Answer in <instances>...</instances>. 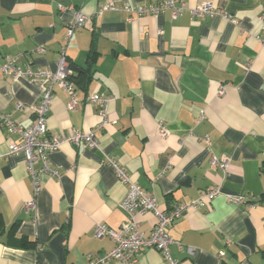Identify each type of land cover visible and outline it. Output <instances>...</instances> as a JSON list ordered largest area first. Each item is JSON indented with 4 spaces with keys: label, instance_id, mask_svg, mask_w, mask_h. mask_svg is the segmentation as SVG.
<instances>
[{
    "label": "crops",
    "instance_id": "crops-1",
    "mask_svg": "<svg viewBox=\"0 0 264 264\" xmlns=\"http://www.w3.org/2000/svg\"><path fill=\"white\" fill-rule=\"evenodd\" d=\"M161 1L0 0V64L6 56L17 57L20 68L54 71L65 48V57L77 69L73 78L79 84L71 82L79 108L67 110L68 94L53 86L47 135L89 131L98 122L99 108L85 98L101 94L113 99L107 105L108 123L96 133V148L63 145L48 155L59 179L41 176L32 211L24 208L32 198L24 156L7 154L8 145L20 139L0 127V218L5 230L0 264H87V256L110 251L113 241L93 238V229L104 224L119 232L126 221L119 206L126 187L108 159L153 196L161 210L220 188L222 194L207 207L189 209L168 228L171 239L183 247H170L174 260L264 264V46L256 39L263 0H183L188 9L209 2L216 14L197 17L184 11L174 21L168 12H99L110 2L121 8ZM78 12L89 20L66 40V28ZM84 75H90L86 84ZM45 87L42 80L0 76V113L29 127ZM159 125L168 132L164 138L157 133ZM222 157L228 160L226 171L212 164ZM224 194L252 196L256 206L229 204ZM15 223L14 237L27 238L33 248L10 244L7 231ZM137 223L147 236L155 219L145 214ZM136 261L164 264L152 249L142 250Z\"/></svg>",
    "mask_w": 264,
    "mask_h": 264
},
{
    "label": "built area",
    "instance_id": "built-area-1",
    "mask_svg": "<svg viewBox=\"0 0 264 264\" xmlns=\"http://www.w3.org/2000/svg\"><path fill=\"white\" fill-rule=\"evenodd\" d=\"M59 10H63L59 7ZM121 10L128 14L136 16H158L168 12L171 20L179 18L184 11H188L191 16L211 17L216 14V9L209 2L200 3L193 9H188L183 0H162L159 3L148 6H127L118 8L113 3H107L99 9V12ZM89 18L78 12L75 19L68 24L66 28L65 38L69 40L73 32L79 28H84ZM259 35L256 36L258 43L264 46V0L260 7L258 16ZM162 34V31H158ZM36 52L43 53L44 49L37 48ZM17 57L10 58L6 56L4 62L0 64V76L11 78H24L29 80H42L46 83L43 90L40 103L32 108L34 115V123L27 128L19 126L14 120L5 114L0 113V127L8 133L16 135L20 141L18 143H10L8 145V155L22 154L24 156L26 169L30 177L32 186V198L25 203L26 211L35 209V199L41 189V176L48 175L55 179H59V173L50 168L48 164V155L61 148L63 145H80L89 149L98 146L96 133L104 128L108 123L107 105L113 99L101 94H91L84 100L86 104L97 105L98 122L89 131L71 130L67 135H47L46 113L48 112L51 100L53 86L63 89L69 96L66 108L69 111L77 110L79 102L75 97V89L71 78L74 71L71 64L65 57V48L60 51V56L56 62L54 71L44 68H20L15 65ZM222 94V90H219ZM16 109H22L21 104H16ZM157 133L164 138L168 135L167 130L163 126H158ZM41 163L38 170L34 169V165ZM108 164L114 169L115 175L119 183L126 187V195L119 203L120 208L126 214V221L121 225L118 233L112 231L104 224H97L93 229V238H108L113 241L114 247L97 257L87 256V264H105L109 261H118L123 264H136V258L144 249H152L157 251L164 264H180L170 255V247L176 245L178 250H182V245L174 240L168 234V228L177 220L181 219L189 209H196L200 206H206L218 195H221L219 187L207 189L196 200L187 204H175L168 210L159 209L156 199L147 195L143 189L133 183L126 171L121 168L115 161L108 159ZM212 164L226 171L228 168V160L225 157L221 159H212ZM229 204L256 206L252 200V196L245 197L242 195L224 194ZM251 203V204H248ZM145 214H152L155 223L147 236H144L139 230L137 217ZM185 251L191 255L192 249L186 247ZM224 252L221 251L217 255V259H221Z\"/></svg>",
    "mask_w": 264,
    "mask_h": 264
},
{
    "label": "trees",
    "instance_id": "trees-1",
    "mask_svg": "<svg viewBox=\"0 0 264 264\" xmlns=\"http://www.w3.org/2000/svg\"><path fill=\"white\" fill-rule=\"evenodd\" d=\"M93 57V54L92 53H89V55L87 56V63H88V67L90 68L92 62H91V59ZM89 69L85 70L84 72L85 73H89L88 71ZM90 80V75L89 76H85L84 75V81L83 83L86 84L88 83V81ZM71 81L72 82H76L79 84V80H77V78H71ZM17 224H13L7 231V235L11 238V241H10V244L14 247H18V248H33L35 245L33 242L27 240V238L25 237H19V238H15L14 237V234H15V231L17 229ZM5 230H4V226H3V223H2V220L0 218V235L4 234Z\"/></svg>",
    "mask_w": 264,
    "mask_h": 264
},
{
    "label": "water",
    "instance_id": "water-1",
    "mask_svg": "<svg viewBox=\"0 0 264 264\" xmlns=\"http://www.w3.org/2000/svg\"><path fill=\"white\" fill-rule=\"evenodd\" d=\"M72 69H73V68H72ZM74 70H77V69H74ZM74 70H73V71H74Z\"/></svg>",
    "mask_w": 264,
    "mask_h": 264
}]
</instances>
